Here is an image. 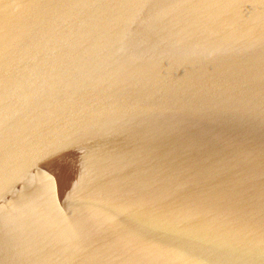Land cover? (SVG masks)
Segmentation results:
<instances>
[{
	"label": "water",
	"instance_id": "water-1",
	"mask_svg": "<svg viewBox=\"0 0 264 264\" xmlns=\"http://www.w3.org/2000/svg\"><path fill=\"white\" fill-rule=\"evenodd\" d=\"M0 264H264V0H0Z\"/></svg>",
	"mask_w": 264,
	"mask_h": 264
}]
</instances>
